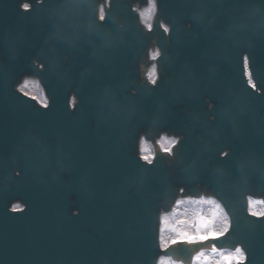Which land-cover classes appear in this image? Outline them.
Wrapping results in <instances>:
<instances>
[{
  "label": "water",
  "instance_id": "95a60500",
  "mask_svg": "<svg viewBox=\"0 0 264 264\" xmlns=\"http://www.w3.org/2000/svg\"><path fill=\"white\" fill-rule=\"evenodd\" d=\"M106 2L0 0V264H191L213 245L264 264V213L248 211L264 202V0H156L151 30L132 8L148 0ZM26 76L47 105L18 90ZM201 195L229 230L160 249L161 214Z\"/></svg>",
  "mask_w": 264,
  "mask_h": 264
},
{
  "label": "bare ground",
  "instance_id": "6f19581e",
  "mask_svg": "<svg viewBox=\"0 0 264 264\" xmlns=\"http://www.w3.org/2000/svg\"><path fill=\"white\" fill-rule=\"evenodd\" d=\"M108 3V2H106ZM151 9L153 12L155 10V0H149V3L143 7L140 12H139V15H140V19L143 23H145L146 26L149 25V21L146 20V18H144V15H146L147 11ZM155 74H156V68L155 66H153L151 68V71L149 73V78L151 79H155ZM19 87L21 89H23L25 92L27 93H30V94H34V95H37V97L40 99V101L44 104L46 103L47 99L44 95V92H43V89L39 83V80L38 79H34V78H23L22 81L20 82V85ZM173 141H175L174 138H166V137H160L159 138V142L160 144L162 145L163 148H169L173 143ZM140 148L142 149V153H144V151H148L150 153V155H152V150H151V147L148 143L142 141L141 142V145H140ZM144 156V154H143ZM208 202H212L213 204H218V202L214 199H206V198H200V200H194V201H190V200H183L181 201L180 199L176 201L175 203V206H174V209H172L170 212L168 213H164L162 216H161V221H160V230H159V235H160V239L162 241V245L165 244L168 240V238H170V235L167 234L166 232V228L168 227L167 225L170 224L172 225L174 222V220H176L177 218H175L177 216V213H181L180 215L183 216L179 219V222H177V225L178 223H183V226H185L186 224H188L189 222V219H190V215L192 214H196L198 213L199 211L200 212H203V211H208L206 208H205V205L208 203ZM254 202H259L260 203V206L262 208V203L261 201L259 200H254L252 203H251V207H252V204ZM189 203H191V206H189ZM192 206H196L195 208L192 207ZM13 207H20L18 206V203H14V206ZM220 210L222 211L217 217L216 219L218 221H221L223 218L224 220L221 222V225L222 223H225V226L226 225V222H227V216L225 215V212L224 210L222 209V207L220 206ZM178 221V220H177ZM170 230H173L174 227H169ZM225 228V227H224ZM207 253V252H206ZM225 255H228V256H240L239 253L237 252H234V251H231V252H218L216 254H214L213 257H210L209 261H210V264H218V262L220 261V258L218 259L217 256L219 257H223ZM166 260V258L164 256H160L159 259H158V264H161L162 261Z\"/></svg>",
  "mask_w": 264,
  "mask_h": 264
},
{
  "label": "rangeland",
  "instance_id": "374dc122",
  "mask_svg": "<svg viewBox=\"0 0 264 264\" xmlns=\"http://www.w3.org/2000/svg\"><path fill=\"white\" fill-rule=\"evenodd\" d=\"M152 10L149 9L146 13V15H144V18H146L147 21H149V19L152 17ZM144 155H147L149 157V152L146 150L144 151ZM189 206H191V203H189ZM192 207H196V206H192ZM205 208L208 210V211H203V212H198L196 214H192L190 215V219H189V222L188 224H186L185 226H183V223H178V225L174 222L172 225L168 224L167 226V234L170 235V238L169 239H174L175 237H181L183 238L182 236V233H188L190 235H194L196 234V231L197 229L199 228L200 229V232L203 233L206 229L204 228V225H198L197 224V220L200 218V215H205L207 217V226H208V229L212 230V231H215V232H219L221 231L223 228H224V224L225 223H222L221 225V222L224 220V218L221 220V221H218L216 219V217L221 213V210H220V207L219 205H217L216 203L213 204L212 202H208L206 205H205ZM252 210L254 212H260L261 210V206H260V203L259 202H254L252 204ZM181 214V213H180ZM179 214V219L183 216H181ZM179 222V221H177ZM174 227L173 230H170L169 227ZM202 255H204L202 253ZM202 255H200L197 260H196V263L195 264H210V261L207 260V261H203L202 259ZM210 256H214V253H210ZM210 259V258H208ZM226 260V259H225ZM225 260L222 259V261H219L218 264H225ZM161 264H180V263H174L168 259L162 261Z\"/></svg>",
  "mask_w": 264,
  "mask_h": 264
},
{
  "label": "snow or ice",
  "instance_id": "6c2138e0",
  "mask_svg": "<svg viewBox=\"0 0 264 264\" xmlns=\"http://www.w3.org/2000/svg\"><path fill=\"white\" fill-rule=\"evenodd\" d=\"M29 7L30 6L27 3L22 5V8L24 11H28ZM100 19L103 20L104 16H101ZM164 31L167 32L168 28L164 27ZM244 63H245V68L247 70L249 67L247 57H244ZM152 83L155 84V80H153ZM252 87H254V85H252ZM172 143H173V146H175L178 143V141H173ZM163 151L171 154V149H169V148H164ZM227 155H228L227 152L222 153V156H227ZM142 159L147 163H151V161H149V158L147 156L142 157ZM180 191L183 192L184 189L181 188ZM253 215H255V214L253 213ZM204 228L206 230L203 233L200 232L199 228L197 229L196 234H194V235H190L188 233H182L183 239L180 241L173 240L172 243L173 244H176V243H189V244L201 243V244H203L205 242H208L209 240H219L224 235L223 232H215V231L208 229L207 223L204 224ZM225 231H227V228L225 229ZM213 250L214 251L216 250L215 247L213 248ZM235 251L237 253H239L240 256H237V257L228 256V257H225V259L228 260L229 262L235 260L236 264H244V261L247 259V257L244 254L243 250L241 248L237 247L235 249Z\"/></svg>",
  "mask_w": 264,
  "mask_h": 264
},
{
  "label": "flooded vegetation",
  "instance_id": "af4514ba",
  "mask_svg": "<svg viewBox=\"0 0 264 264\" xmlns=\"http://www.w3.org/2000/svg\"><path fill=\"white\" fill-rule=\"evenodd\" d=\"M218 253V252H217ZM217 258L219 259L220 258V261H222V259H224V256L222 257H219V256H217Z\"/></svg>",
  "mask_w": 264,
  "mask_h": 264
}]
</instances>
